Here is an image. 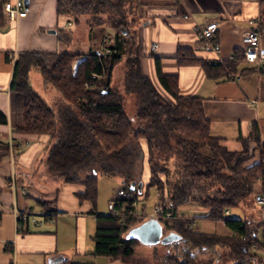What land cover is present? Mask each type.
<instances>
[{"label":"trees","instance_id":"obj_1","mask_svg":"<svg viewBox=\"0 0 264 264\" xmlns=\"http://www.w3.org/2000/svg\"><path fill=\"white\" fill-rule=\"evenodd\" d=\"M8 1L0 0V27L7 20L4 4ZM140 1L57 0L58 16L71 25L85 20L89 27L106 26L113 31V41L106 47L109 52L102 55L96 49L87 53H19L9 86L12 131L56 135L46 159L48 170L64 182L81 183L84 191L80 197L90 200L92 214H96V173L121 179L128 196L113 199L114 208L131 217L121 220L109 213L96 215L94 255L131 262L140 243L126 239L125 234L144 221L142 214L136 213V203L154 187L163 209L174 216L158 219L163 230L181 236L165 245L173 247V253L164 255L165 264H264V240L257 239V229L263 223L224 215L250 197L257 186L258 193H264V143L258 127L253 125L247 137L239 138L240 151H230L210 135L202 99L180 95L177 75L164 74L159 57L153 59L157 84L142 75L139 58L134 55L135 19L130 18ZM260 1L264 7V0ZM187 53L188 49L180 50L177 62L200 65L206 77L235 71L234 62L212 64ZM124 57L120 91L112 86V73ZM32 69L69 104L62 111L59 129L54 111L31 86ZM129 96L134 99L131 116L126 112ZM6 124L7 116L0 111V125ZM6 156L8 145L0 139V160ZM144 165L148 168L146 183L141 179ZM133 181L142 182L140 192L136 187L129 190ZM188 202L206 207L207 217L223 220L231 234L189 228V218L176 214V208ZM252 249L262 251L263 256Z\"/></svg>","mask_w":264,"mask_h":264},{"label":"crops","instance_id":"obj_2","mask_svg":"<svg viewBox=\"0 0 264 264\" xmlns=\"http://www.w3.org/2000/svg\"><path fill=\"white\" fill-rule=\"evenodd\" d=\"M27 1L29 12L25 17L16 21L6 18L0 27V111L7 116V124L0 125V139L8 145V156L0 160V264H97L99 256L93 254V236L89 231L87 233L86 226L94 228L96 215H108V204L101 205L97 201L98 181L96 214L90 212V200L80 197L84 191L81 183L61 179L58 183L44 185L36 181V175L48 169L46 147L49 135L13 133L9 104L13 65L19 53H87L92 49L91 41L89 46L83 41L61 43L56 37L58 31L79 24L67 26L65 17L57 14V0ZM259 14H264L260 0H141L130 15L135 19L132 27L136 36L134 55L139 58L142 75L157 84L153 59L159 57L163 73L177 75L180 95L202 99L204 114L210 121V135L218 138L230 151L242 149L239 138L247 137L253 125L258 127L260 141L264 143V71L257 73V65L244 61L241 43L242 34L254 28L250 21ZM212 21L218 23L215 38L220 45L221 57L227 58L231 54L235 57L234 61L223 62H234L235 71L218 78L206 77L198 64H179L175 58L180 50L188 49L190 57L219 64L212 60V53L200 48L197 37V28ZM49 29L55 32L46 33ZM109 31L112 40L104 37L94 48L98 52L113 41V31ZM154 42L158 43V48L152 53L150 46ZM261 46L264 47V31ZM117 88L123 89L122 86ZM9 141L13 145L11 151ZM43 155L45 158L41 161ZM147 169L146 165L142 168L143 183L147 182ZM258 191L257 186L255 194ZM15 210L25 213L26 218L16 220ZM136 213L142 214L138 202ZM149 215L151 213L140 216L146 220ZM190 218V224L196 230L231 234L221 220L207 217L208 223L197 228L194 218ZM242 219L258 222L260 217ZM16 224H19L18 229ZM257 231V239L262 242L264 223ZM114 260L108 258L106 264H115ZM254 264L257 263L254 261Z\"/></svg>","mask_w":264,"mask_h":264},{"label":"rangeland","instance_id":"obj_3","mask_svg":"<svg viewBox=\"0 0 264 264\" xmlns=\"http://www.w3.org/2000/svg\"><path fill=\"white\" fill-rule=\"evenodd\" d=\"M49 30H53V29H49ZM49 30H46L45 32L48 33ZM56 37L63 44L64 43L68 44L70 42L73 44L74 43L78 44L81 41H83L89 46V42L91 41L92 49L96 48L95 46H98L104 37L109 38V40H112L110 31L109 29H107L106 26L100 25L96 27H89V25L86 24L85 20H81V22L77 27L74 26L72 29L69 28L62 31H58ZM125 58L126 57H124L122 61L116 64V66L114 67L113 75H112L113 87L122 86L124 79ZM30 82L33 88L39 94V96L54 111L56 116L57 127L59 129L63 121L62 111L66 107H68L69 104L60 96V94L52 86H50L48 83L44 81L42 75L39 73L37 69H32L30 71ZM157 89L164 98L168 99V97L159 88ZM133 111H134V99L130 96L126 97V112L131 116L133 114ZM55 140H56V135L48 136L49 143L46 147V155H48L47 152L50 146L55 142ZM44 158L45 155L41 156L40 160L42 161ZM96 176L98 178V189H99V196L97 201H99L101 205L104 204L107 206L109 201H113V199L117 197L116 193L118 189L122 187L121 179L118 176H109L98 172L96 173ZM36 181H41V183H43L44 185L45 184L52 185V183L60 182L61 178L57 176H53L51 172L48 169H46L41 173H38V175H36ZM147 191L148 193L146 198L144 200L138 201L139 211L142 214L152 213L154 205L159 201L157 191L154 187H149ZM254 197H255V192L237 207L230 208L228 217L240 218V219L253 217L258 219L260 217L261 207L255 203ZM176 214L178 216H183L188 218L193 217L195 223H197L194 226L197 228L198 227L203 228V223H208V219L206 217L208 214V209L202 206L201 204H199L198 202H188L179 205L176 208ZM70 219L72 218H69V220ZM94 228L90 227V225L88 227L86 226L87 233L89 231L91 237L94 235V230H95ZM164 233H166L165 230H163V234ZM167 251L173 253V247L166 248V246L161 243L155 245L139 244L129 264H165L164 255L167 253ZM251 251L258 255H262V251L258 249H252ZM208 257L209 256H204V258H208ZM97 259H98L97 264H106V262L108 261V258H106L105 256H99V258ZM94 260L95 259L93 258L92 260L93 263L96 262ZM114 261L115 264H126L124 262H120L118 259Z\"/></svg>","mask_w":264,"mask_h":264},{"label":"built area","instance_id":"obj_4","mask_svg":"<svg viewBox=\"0 0 264 264\" xmlns=\"http://www.w3.org/2000/svg\"><path fill=\"white\" fill-rule=\"evenodd\" d=\"M4 12L5 16L10 21H16L18 18L25 17L29 12V7L25 4L24 0H14L13 2H6L4 4ZM250 24L254 26V28L246 30L241 36V43H242V50H243V59L245 62L250 64L257 65L255 71L257 73H261L264 71V47L261 46V36L262 31H264V14H259L256 18L250 21ZM71 23L68 22L67 26H70ZM217 21H212L207 23L204 26L197 28V37L200 42V48L208 53L213 54L212 60L215 63H223L224 61H234L235 57L233 54L229 55L227 58H222L220 55V45L216 41L215 38V31L217 28ZM158 43L154 42L150 46V51L153 53L157 50ZM109 50L107 48L103 49L99 52V55L108 53ZM231 78H235L233 74H230ZM13 145L11 141H9V149L11 151ZM14 187V186H13ZM24 192V190H22ZM118 197H126L128 196V192L123 188H119L117 191ZM254 201L261 207L260 212V219L258 222L264 223V193H257L255 194ZM108 211L109 214L113 215L116 218H120L124 220L125 218L131 217L128 214H120L114 208V201L108 203ZM16 220H24L26 218L25 213L21 211H14ZM229 211L226 210L224 215L228 216ZM149 218H156V219H173L174 216L170 213V211L164 210L160 202L158 201L152 210L151 215L148 216ZM192 220V218H189ZM224 222L223 220H221ZM192 228L193 225L190 224L188 226ZM16 228H19V224H16ZM253 248H256V245H252Z\"/></svg>","mask_w":264,"mask_h":264},{"label":"water","instance_id":"obj_5","mask_svg":"<svg viewBox=\"0 0 264 264\" xmlns=\"http://www.w3.org/2000/svg\"><path fill=\"white\" fill-rule=\"evenodd\" d=\"M25 4L28 3L27 0H24ZM50 33H54V30H49ZM142 182L136 183L135 181L131 182L129 185V190L132 191L136 187L138 192L141 191ZM126 239H135L140 244L144 245H155L158 243L167 245L172 244L180 240L181 236L175 232H169L166 235H163V227L158 219L148 218L138 224L135 227L130 228L125 234Z\"/></svg>","mask_w":264,"mask_h":264},{"label":"flooded vegetation","instance_id":"obj_6","mask_svg":"<svg viewBox=\"0 0 264 264\" xmlns=\"http://www.w3.org/2000/svg\"><path fill=\"white\" fill-rule=\"evenodd\" d=\"M167 233H164L163 235H166ZM173 244V243H172Z\"/></svg>","mask_w":264,"mask_h":264}]
</instances>
